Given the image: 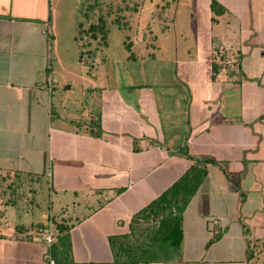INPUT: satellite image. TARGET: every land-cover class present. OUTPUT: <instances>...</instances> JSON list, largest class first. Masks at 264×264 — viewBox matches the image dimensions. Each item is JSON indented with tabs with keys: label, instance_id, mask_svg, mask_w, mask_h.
<instances>
[{
	"label": "crops",
	"instance_id": "obj_1",
	"mask_svg": "<svg viewBox=\"0 0 264 264\" xmlns=\"http://www.w3.org/2000/svg\"><path fill=\"white\" fill-rule=\"evenodd\" d=\"M173 1L190 14L154 52L105 44L81 61L60 1L0 0V264H125L108 238L193 161L207 175L177 259L139 264H264V0H215L219 17ZM51 219L60 242L13 239Z\"/></svg>",
	"mask_w": 264,
	"mask_h": 264
},
{
	"label": "trees",
	"instance_id": "obj_2",
	"mask_svg": "<svg viewBox=\"0 0 264 264\" xmlns=\"http://www.w3.org/2000/svg\"><path fill=\"white\" fill-rule=\"evenodd\" d=\"M123 6L113 7L100 0H82L75 14L74 42L79 50V60L85 61L99 47L106 44L108 31L103 14L114 13L115 22L122 28L127 23L119 14ZM210 10L214 17L224 13V9L211 0ZM211 20L214 22L215 18ZM94 43L96 48L91 52L88 47ZM131 52L130 42L125 45ZM132 55V54H131ZM222 57L213 63L212 72L217 74L227 66ZM207 175L206 162L193 161L188 169L157 198L136 212L130 222V230L126 235L110 236L108 243L118 262L139 264L143 262H170L177 259L182 239V216L192 197ZM160 218L157 224H149L150 220ZM57 237L54 243L60 242L67 235L68 227L54 224Z\"/></svg>",
	"mask_w": 264,
	"mask_h": 264
},
{
	"label": "rangeland",
	"instance_id": "obj_3",
	"mask_svg": "<svg viewBox=\"0 0 264 264\" xmlns=\"http://www.w3.org/2000/svg\"><path fill=\"white\" fill-rule=\"evenodd\" d=\"M60 5L54 6L52 20L56 31H68V38L73 37V23L76 11L82 0H58ZM106 5L123 6L119 14L123 17L122 21L127 23V28L122 29L115 22L114 13L105 15L107 20L106 29L108 31L106 44L110 48H119L125 55V45L130 42L132 51L141 54H149L154 49L148 45H159V41L166 35L167 29H171V23L175 15L177 17H187L191 11V5L177 3L173 0H100ZM198 7V6H195ZM200 7V6H199ZM65 10L68 11L66 17ZM67 19V20H66ZM58 29V30H57ZM137 41V43H135ZM76 47V45L74 44ZM79 53V50L77 49ZM47 184H41L40 191L43 196L40 198L41 207H46ZM45 203V204H44ZM149 224H151L149 222Z\"/></svg>",
	"mask_w": 264,
	"mask_h": 264
},
{
	"label": "built area",
	"instance_id": "obj_4",
	"mask_svg": "<svg viewBox=\"0 0 264 264\" xmlns=\"http://www.w3.org/2000/svg\"><path fill=\"white\" fill-rule=\"evenodd\" d=\"M54 83V81H51ZM160 218H156L154 220H150L151 224H157ZM213 224H217V221H213ZM57 232L55 230L54 225L49 222L46 225L30 227L28 229L22 230L13 236V239L23 240L28 242H39L46 246H50L54 241ZM50 264H54L50 261Z\"/></svg>",
	"mask_w": 264,
	"mask_h": 264
}]
</instances>
